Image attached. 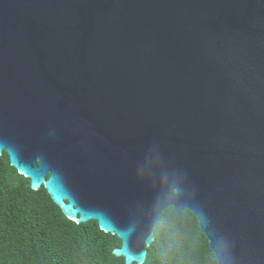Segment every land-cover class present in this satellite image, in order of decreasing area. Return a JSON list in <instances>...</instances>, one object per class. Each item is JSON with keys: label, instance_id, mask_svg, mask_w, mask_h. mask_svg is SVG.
I'll use <instances>...</instances> for the list:
<instances>
[{"label": "water", "instance_id": "95a60500", "mask_svg": "<svg viewBox=\"0 0 264 264\" xmlns=\"http://www.w3.org/2000/svg\"><path fill=\"white\" fill-rule=\"evenodd\" d=\"M3 153L125 264L169 208L264 264V0H0Z\"/></svg>", "mask_w": 264, "mask_h": 264}, {"label": "trees", "instance_id": "16d2710c", "mask_svg": "<svg viewBox=\"0 0 264 264\" xmlns=\"http://www.w3.org/2000/svg\"><path fill=\"white\" fill-rule=\"evenodd\" d=\"M144 264H215L195 217L172 208L159 216ZM120 241L94 221L67 220L43 188L32 191L5 153L0 157V264H125ZM134 264V263H133Z\"/></svg>", "mask_w": 264, "mask_h": 264}]
</instances>
